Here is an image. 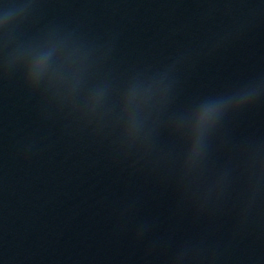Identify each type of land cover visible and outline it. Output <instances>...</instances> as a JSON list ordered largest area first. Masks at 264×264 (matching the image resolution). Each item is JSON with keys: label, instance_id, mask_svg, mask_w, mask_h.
I'll use <instances>...</instances> for the list:
<instances>
[{"label": "water", "instance_id": "water-1", "mask_svg": "<svg viewBox=\"0 0 264 264\" xmlns=\"http://www.w3.org/2000/svg\"><path fill=\"white\" fill-rule=\"evenodd\" d=\"M0 264H264V0H0Z\"/></svg>", "mask_w": 264, "mask_h": 264}]
</instances>
